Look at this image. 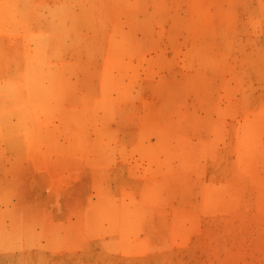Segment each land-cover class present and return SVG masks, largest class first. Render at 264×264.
Listing matches in <instances>:
<instances>
[{
    "label": "rangeland",
    "instance_id": "374dc122",
    "mask_svg": "<svg viewBox=\"0 0 264 264\" xmlns=\"http://www.w3.org/2000/svg\"><path fill=\"white\" fill-rule=\"evenodd\" d=\"M0 264H264V0H0Z\"/></svg>",
    "mask_w": 264,
    "mask_h": 264
}]
</instances>
